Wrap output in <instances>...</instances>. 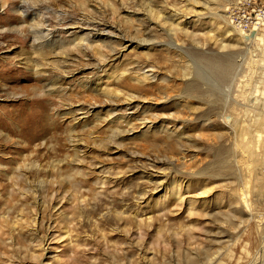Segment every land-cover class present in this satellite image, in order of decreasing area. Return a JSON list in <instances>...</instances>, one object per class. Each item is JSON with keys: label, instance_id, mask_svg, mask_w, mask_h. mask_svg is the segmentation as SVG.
<instances>
[{"label": "rangeland", "instance_id": "obj_1", "mask_svg": "<svg viewBox=\"0 0 264 264\" xmlns=\"http://www.w3.org/2000/svg\"><path fill=\"white\" fill-rule=\"evenodd\" d=\"M239 1L0 0V264L264 261Z\"/></svg>", "mask_w": 264, "mask_h": 264}, {"label": "built area", "instance_id": "obj_2", "mask_svg": "<svg viewBox=\"0 0 264 264\" xmlns=\"http://www.w3.org/2000/svg\"><path fill=\"white\" fill-rule=\"evenodd\" d=\"M228 13L237 30L246 34L264 31V0L239 1L229 8Z\"/></svg>", "mask_w": 264, "mask_h": 264}, {"label": "bare ground", "instance_id": "obj_3", "mask_svg": "<svg viewBox=\"0 0 264 264\" xmlns=\"http://www.w3.org/2000/svg\"><path fill=\"white\" fill-rule=\"evenodd\" d=\"M241 1H243V0H241ZM244 1H246V0H244ZM230 18V17H229ZM233 27V26H232ZM235 30H237L235 27H233ZM239 33H241L242 35V38L243 39H250V35L252 34H246V33H243V32H241V31H239V30H237ZM257 34L255 35V38L253 39V40H250L249 41V44L250 43H253V42H263V44H264V34H262V33H260V31H255ZM82 40V39H81ZM45 45H47V44H45ZM54 46H56L55 44H54ZM263 96L264 95V92H260V94L254 99L255 101H257L258 99H259V96ZM227 103H228V101H227ZM34 104H36L35 102H32V103H30V105H34ZM30 107V106H29ZM25 110V109H24ZM21 111V110H20ZM20 113H22V111L20 112ZM24 114V112L21 114V115H17V116H15V119H13V121H11V123H15L14 121H20V119H21V117H22V115ZM26 114V113H25ZM38 120V119H37ZM30 121V120H29ZM39 121V120H38ZM32 122V121H31ZM37 123V122H36ZM228 123L229 124H231V121H230V118H229V120H228ZM6 124V123H5ZM4 124V125H5ZM40 124V123H39ZM231 126V125H230ZM244 131V130H243ZM264 131V130H263ZM234 132H235V130H234ZM257 132V131H256ZM235 135H236V137H237V139H239V137H240V133H238L237 131L235 132ZM256 139H257V147H260V145H261V143L264 141V135L262 134V132H260V131H258L256 134ZM250 137L249 136H245L244 135V137L242 138V143H251L250 142ZM240 141V140H239ZM247 145H249V144H247ZM247 145H245V146H247ZM262 146H263V144H262ZM261 146V147H262ZM256 149V148H255ZM245 203L246 204H248L247 203V200L245 199ZM256 264H264V261H259V262H257Z\"/></svg>", "mask_w": 264, "mask_h": 264}]
</instances>
